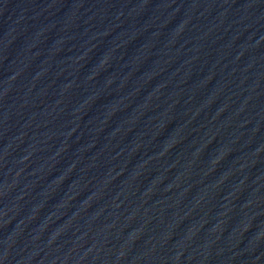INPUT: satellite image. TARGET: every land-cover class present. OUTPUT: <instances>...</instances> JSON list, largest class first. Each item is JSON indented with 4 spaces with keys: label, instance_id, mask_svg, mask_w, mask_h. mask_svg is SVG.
<instances>
[{
    "label": "water",
    "instance_id": "water-1",
    "mask_svg": "<svg viewBox=\"0 0 264 264\" xmlns=\"http://www.w3.org/2000/svg\"><path fill=\"white\" fill-rule=\"evenodd\" d=\"M0 264H264V0H0Z\"/></svg>",
    "mask_w": 264,
    "mask_h": 264
}]
</instances>
